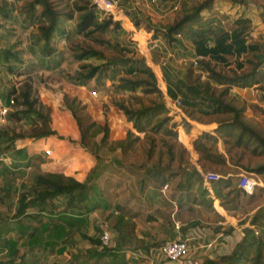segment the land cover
I'll return each mask as SVG.
<instances>
[{
	"label": "crops",
	"instance_id": "obj_1",
	"mask_svg": "<svg viewBox=\"0 0 264 264\" xmlns=\"http://www.w3.org/2000/svg\"><path fill=\"white\" fill-rule=\"evenodd\" d=\"M146 1L149 0H144V4L149 5L150 2ZM6 3L10 6L6 10L3 9L4 5H0V16L18 21L29 35L22 41L21 51L14 50L10 44L7 47L3 45L0 48V64L15 63L24 69L35 58L36 61L43 62L57 60L55 58L58 56L55 54L65 50V39H61L58 45L56 43L53 54H46L44 41L39 37V43L33 41L31 33L35 26L25 18L21 9L19 11L15 8L17 3ZM217 3L214 2L212 9L203 10L201 19L197 22L187 24L179 31L181 38L175 34V41L172 42L165 38V26L150 25V29L137 26L140 33L143 31L147 35V43L152 36L161 43L153 50H149L147 45L143 47L142 50H146V63L154 72L166 102L180 96L185 110L196 101L204 109L210 110L212 106L205 104L210 102L196 99L209 78L208 72L203 71L199 63L195 65V61L207 60L216 65L217 69L238 70L247 68V61L252 59L258 62L257 71L263 76L258 84L259 88L234 86L230 88V94L241 101L264 108V10L258 16L252 13L257 10L251 6L247 12L238 8L227 11L228 6L224 4L220 9L224 17L220 18L214 11ZM166 5V11L170 13L169 22L173 23L179 17L170 9V3ZM125 7L126 10H136L139 23L143 18L149 17L150 13L146 14L141 6L129 8L126 4ZM159 9L165 11L162 7ZM1 10H10L12 17L10 14L3 16ZM185 12L187 13L184 11L182 15ZM167 15L168 13L163 16ZM131 17V14L124 17L125 24H128ZM2 29L4 27L0 28V33ZM163 60L167 61L166 66L162 65ZM14 73L18 74L11 71L9 77L13 79ZM90 81L83 84L81 81H69L70 85L55 92L41 88L37 98L52 108V127L57 134L34 137L31 131L23 138L10 141L11 145L7 144L8 150H0V198L6 199L14 195L18 200V203L15 201L18 216L10 219L15 223L9 225V229L1 230L0 236V248L8 249V254L13 257L8 261L9 264H49L59 261L64 264H178L167 260L160 248L164 241L177 238H190L192 250L184 264H204L231 253L243 237L240 241L231 243V251L222 247L224 237L230 233L241 235L246 228H250L252 218L262 204L249 210L245 220L238 218V212L235 214L231 206L234 196L232 185L235 182L230 181V178L236 175V169L229 170L226 174L231 173L230 176H223L214 183V193L210 194L201 177L200 154L193 143L203 131L214 133L216 127L226 122H201L193 120L186 112L184 120L190 123V128L183 125L179 127V140L192 156L191 160L200 175V186L213 199V205H210L201 200L196 181L192 182L191 177H186L190 172V164H183L185 177L176 183L177 176H173L175 173L167 171L170 165L165 166L163 163L161 170L151 166L144 168L142 163L133 160L137 155L134 148L127 151L122 148L111 150V143L125 139L132 124L127 122L121 110L118 109L117 116V111L111 115L106 111L107 107L101 97L103 92L92 88L93 83L90 84ZM3 88L4 85L0 83V95L8 99L11 93H6ZM74 102L80 103L85 114L93 121L98 119L102 123V120L107 119L110 135L105 140L107 144L103 159L97 157L98 154L102 155L97 152V145L101 144L103 138L83 135L79 115H75L71 109ZM202 116L207 117L204 114ZM12 119L14 118L9 116L6 124L11 123ZM28 119L33 122L32 116ZM181 129L189 138L190 144L182 139ZM142 140L143 137L137 142ZM218 150L227 156L221 139ZM229 167L232 168L230 165ZM172 173V178H165V175L169 177ZM52 175H57L56 179L68 185L69 190L50 194ZM145 179L148 181L143 184ZM76 182L81 185L78 186ZM166 184L169 185L167 189L164 188ZM237 184L239 185V178ZM12 187L23 193L19 192L17 195L10 192ZM216 199L222 210L217 208ZM21 208H24L23 212H20ZM197 208H201L204 217L193 223V215H198L199 212ZM238 208L241 209V206ZM5 213L0 211V215ZM0 220L2 221L1 217ZM211 228L213 230L209 231ZM106 230L110 233L109 244L98 245V242L93 241L100 240L101 233ZM194 234L196 238L191 237ZM220 238V242L209 241Z\"/></svg>",
	"mask_w": 264,
	"mask_h": 264
},
{
	"label": "trees",
	"instance_id": "obj_2",
	"mask_svg": "<svg viewBox=\"0 0 264 264\" xmlns=\"http://www.w3.org/2000/svg\"><path fill=\"white\" fill-rule=\"evenodd\" d=\"M18 1L20 2L21 13H23L25 18L35 26L39 38L44 41V51L46 54H53L56 51L57 38L65 37V39H67V37H71L72 33H69L71 29L67 26L69 21L75 19L76 14L78 16V21L75 34L77 35H83L97 40L96 33L103 34L111 27H118V22H115L111 17L100 19L95 6L88 1L81 3L77 1L74 4H71L68 0ZM215 1L216 0H205L196 7L193 12L186 13L182 18H178L170 25H167L164 33L165 38L169 42L175 41L174 35L183 30L187 24L197 22L201 19V12L205 9H212ZM7 7V5H4L3 9L7 10ZM1 11L3 16L10 14V17H12L10 10L7 12H3L4 10ZM132 21L137 26L140 25L138 19L133 17ZM3 27L4 25H0V28ZM72 50L74 52V57L80 62L87 61L89 58H96L104 62V65L92 63L81 65L75 74V81L87 82L94 78L99 81L104 80L103 78H108V81H114L116 74L118 71L122 70L121 68L123 67L126 72L125 75L120 77L119 81L124 91L131 92L141 89L142 92L147 95L156 93V99H151L150 104L141 101L139 107L127 106L123 102L116 103L119 110H121L122 114L127 118V122L132 124V127L128 130L125 139L111 143V150L115 148H122L123 151L133 149L135 143L143 137L145 140L147 138L149 140L148 142L152 145V147L146 150L149 155L148 158H152L156 153L158 145L156 137H153L150 132L154 134L163 132L174 138L177 136V132L174 128L178 126V123L176 121L173 125H170L174 117L169 114L164 92L160 88L151 67L146 63L145 58L133 59L132 57H127L124 59L119 56H114V59L107 61L104 50L92 45L83 46L76 44L73 46ZM255 56L260 58L259 55ZM247 62L249 63V68H239L238 70L229 68L224 70L217 69V66L213 65L212 62L199 60V67L203 71L208 72L209 81L205 83L196 99L199 101H208L210 104H205L212 107H210V110H206L204 106L202 107V105L196 101L188 106L189 108L185 110V112H187L188 116L193 120L201 122H203L202 114H204V116H223V119L218 121L226 122L216 127L213 130L214 133L204 131L194 140V147L200 154V163L202 166L206 168L207 164L216 165L221 171L228 173L230 172L229 164H231L264 176V163L256 167H248L242 163V156L246 150H251L255 155H264V135L256 131L251 124L243 119V111L246 108L243 104L245 103L247 105L248 102L243 100L242 102L244 103L241 106L234 105L235 103L232 101L235 100L240 103L241 100L230 94V88L232 86L251 87L261 83L263 76L257 71L258 62L252 59H249ZM63 101L66 102L65 97H63ZM18 104L22 105L23 109L17 112L12 111L9 116L15 117L16 120L20 121L25 117L32 116V126L34 128L32 136L38 137L57 134L56 130L52 127V108L40 102L38 98L35 97L32 85L29 83L25 84L20 90ZM80 107L81 105H78L76 102L72 104L71 109L75 115H78L81 110ZM255 107L259 108L260 106L256 105ZM78 117L81 122L80 127L83 135H94L92 129L95 127V133L104 130L103 140L107 141L110 135V127L106 118L103 124L96 120L92 123L85 124V121H87L89 117L87 115ZM182 121L183 122L179 123V125L184 124L186 128H190V123L187 120ZM39 122H41V124ZM142 134L144 135L142 136ZM15 138L17 137H13V140ZM220 139H222L225 144L227 156L218 150ZM164 140L163 144L167 146L168 150L166 153L163 150L157 152L158 161L155 164L157 169H162V164L165 160H163L164 154H167L166 159L169 160V163L178 161L180 167H183V164L189 163L184 160L187 151L184 146L176 149V144L174 142L168 143L167 139ZM169 163L168 165H170ZM50 177L53 178H51L52 190L49 191L50 194H59L65 190H69L68 185L62 184L59 179H56L57 175H52ZM75 184H78V186L81 185L79 182ZM240 191L245 193L242 189H240ZM23 210L24 208H21L20 212H23ZM260 214L264 217V207L259 208L252 218V224L257 227L262 226L260 228V235L252 236L251 238H243L242 241L235 245L231 253L223 255L216 260H209L204 264H264V218L260 220ZM246 233L250 235L252 230L246 228ZM93 241L101 245L99 239ZM4 250L7 251L4 257L8 256V249H4L3 247L0 248V251ZM6 262L5 264H9L8 261ZM0 264H2V261Z\"/></svg>",
	"mask_w": 264,
	"mask_h": 264
},
{
	"label": "rangeland",
	"instance_id": "obj_3",
	"mask_svg": "<svg viewBox=\"0 0 264 264\" xmlns=\"http://www.w3.org/2000/svg\"><path fill=\"white\" fill-rule=\"evenodd\" d=\"M55 1H59V0H55ZM70 3H73L72 1L68 0ZM79 1L78 3L84 2V1H88L93 5L92 0H77ZM124 2V4L128 5L129 7H138L141 6V8H143L146 12V14H149V17H151V19L148 18H143L140 23V27L142 26L143 28H148L150 29L153 25H157L160 27H167V25H170L171 22H169V12L166 11L168 8V5L164 4V6H162L163 4H159V5H155L154 3H149V1H146V3H149V5L144 4V0H122ZM205 0H181V7L177 12H174L175 14H177V16L179 18H182L184 14V11H187V13H191L193 12L196 7H198L200 4H202ZM67 2V1H66ZM217 3V8L214 9L215 14L218 15L220 18L224 17L223 14L220 13V9H222L223 5L226 4L228 6V8L226 9L227 11H233L235 9H244V12L250 11V6L253 7L254 9H256L257 11H252V13H254L255 15L260 16L262 14V11L264 10V0H216ZM16 7L18 8L20 11V2L18 0H16ZM75 3V2H74ZM73 3V4H74ZM0 5H8V3H6V1L4 0H0ZM135 5V6H134ZM159 7H162L165 9V11H161L159 9ZM237 9V10H238ZM136 10H131V12H129L131 14V19H128V24H125V19L120 20L118 24V27L116 28H110L106 33H96V39L93 38H88L85 37L83 35H77L75 34V29L77 28V21H78V16H75V19L71 20L68 22V26L71 31L69 33H72L71 37L67 39H65V37H63L65 39V50L64 51H60L59 50V46L57 47L58 51L55 54V56H58L57 60H55L54 62H43L41 60H37L32 59L33 63L26 65V67L24 69H21L18 65L14 64H4L1 63V68H0V83L2 85H4V90L6 93H11V95L13 94L14 90L16 89V86H18L19 90L22 89V87L29 83L30 85H32V89H33V93L35 95V97H37V95H39V90L41 88H46L47 90L52 91H56L57 89H64L65 86L70 85L68 84L69 81H73L75 82V74L77 72V70L81 67V65L85 64V63H92V64H100V65H104V62L102 60L96 59V58H89V60L84 61V62H80L78 61L75 57H74V52L72 50L73 46H75L76 44H80L83 46H88V45H92L96 48H100L103 49L105 52V56L108 60H112L114 59V56H119L120 58H127V57H132L133 59H142L145 58V52L146 50H142L144 46H146V34L145 32H141L139 31V26L137 27V25L132 21V18H139V14H137V12H135ZM167 16H163L164 14H167ZM182 16H181V15ZM186 14V12H185ZM227 15V14H225ZM162 16V17H160ZM108 18V17H107ZM112 18V17H111ZM126 18V17H125ZM113 19V18H112ZM114 20V19H113ZM131 20V22H130ZM116 21V20H114ZM174 22V21H173ZM0 25H5L4 29H2L1 33H0V48L3 47V45H9L10 47H14V50L16 51H21V43L22 41L25 39V36L29 35L28 31H26V28L24 26H22L18 21L16 20H8L2 16H0ZM152 25V26H150ZM36 29V28H35ZM33 30L31 33V37L33 39V41H35V43H39L40 39H38L39 34L37 29ZM68 29V28H67ZM188 31V30H186ZM34 36V37H33ZM36 36V38H35ZM61 37L56 39V43L58 45L59 41L61 39H63ZM139 43L141 46H139ZM20 44V45H19ZM19 45V46H17ZM56 45V46H57ZM262 46L264 49V41L262 42ZM64 47V46H63ZM126 52V53H125ZM128 52V53H127ZM15 62H17L15 60ZM247 68H249V64L247 65ZM9 69H11V71L13 72H18L14 73L15 77L12 79L9 77ZM122 70L118 71V73L116 74V78L114 81H108V78H103L104 80L99 81L98 79H96V81H90L89 83H93L92 88H95L97 90H100V92L102 91L103 93L101 94V97L103 98L104 101V105L105 107H107L106 111H109L110 115L111 114H116L115 111H117V115H119L118 113V109L119 107H117L116 103L118 102H123L125 103L127 106H134V107H139L141 101L145 102V103H149L150 104V100L151 99H156V93L155 94H144L142 92V90L138 89L136 91H124L121 86H120V77L125 75L126 70L123 69V67L121 68ZM157 69V68H156ZM158 70V69H157ZM8 71V73H7ZM80 83H86L85 81H81ZM96 84V85H95ZM4 95V94H3ZM10 95V96H11ZM56 99V97H55ZM69 99V96H68ZM235 104L234 105H242L244 102L240 101H232ZM110 104V106H109ZM78 105H81L80 103H78ZM22 105H17V109H15L14 111L17 112L20 109H23V107H21ZM243 106H246L245 110L243 111V119L245 121H247L249 124H251L253 126V128L258 131L259 133H261L262 135H264V108L262 107H255L253 106V104H243ZM81 108V107H80ZM112 108L114 110H112ZM262 109V110H261ZM59 110H62V107L59 108ZM13 112V113H15ZM85 109H82L79 111L78 115L81 117L86 116L85 115ZM93 115V114H92ZM188 115V114H187ZM207 117H203V120L205 121H215V120H220L223 119V116H219V115H205ZM89 117V116H88ZM228 117V116H227ZM11 118H15V117H11ZM29 117H25L23 118V120H16L12 119L13 121H11V123L6 124L2 130L0 131L3 132V134L0 135V150L3 152L5 150H8V145H11L9 143L14 142L13 137H17V138H21L23 136H27L31 133V131L34 130L33 126H32V121L30 119H28ZM184 120V119H183ZM98 121V119H97ZM177 120H175L173 118V120H171L170 125H173V123H175ZM94 122L91 117L88 118L87 121H85V124L87 123H92ZM102 123L105 122V120L101 121ZM183 121H177L178 126L175 129V131L177 132V136L174 138L172 136L166 135L163 132H160L159 134H154L153 132H150V134L153 137H156L157 139V148H156V153L152 158H148V153L146 152V150H148L150 147H152V145L148 142L149 140L146 138H143V140L141 142H136L134 145L135 148V152H136V157L133 160H136L137 163H142L144 168H148L149 166L151 167H155V163L158 161V156H157V152L160 150L166 151L167 146H164L163 142L165 141L164 139H167L168 143H175V148L178 149L179 147H182L184 144L179 140V130H180V126H184V124L179 125V123H181ZM221 122V121H220ZM218 122V123H220ZM107 124V123H106ZM196 124V123H195ZM220 126V125H219ZM180 127V128H179ZM199 127L201 128L202 126L199 125ZM98 129V127H97ZM203 129H205V127H203ZM96 128L94 127L92 129V132L94 133V136H98L99 139L103 138L104 139V130H102L99 133H95ZM204 132V131H203ZM144 134H142L143 136ZM181 137L183 140L187 141L190 144V140L187 137V135L185 134L184 130L181 129ZM16 140V138H15ZM11 141V142H10ZM221 141L223 142V140L221 139ZM105 140H101V144L97 145V152L101 153L102 155H97V157H100L99 159H103L105 155L104 152V148L106 147L105 144ZM182 143V144H181ZM8 144V145H7ZM99 148H100V152H99ZM187 150V149H186ZM145 151V152H144ZM236 151V150H234ZM185 158L184 160L190 164V172H188V174L186 175V177L189 179L191 177L192 182L196 181L195 184H197V186L199 187L200 190V198L201 200H205L207 201L208 204L213 205V199L210 196H207L208 193L206 190H204L202 188V186H200L201 184L200 182V175L198 173V171L196 170V166L194 164V161H192V156L191 154L186 151L185 153ZM165 156H163V163L165 166H168L169 160L166 159L167 158V154H164ZM242 163L245 164L248 167H256L262 163H264V155L261 154H254L252 153L251 150H246V152L244 153V155L242 156ZM102 164V163H101ZM100 164V165H101ZM170 164V169H167V171H173L174 173H172L169 177H166V179H170L173 176H177V180L176 183L182 181L185 177V171L183 170V167L179 166V162L176 161V163H169ZM135 165V164H133ZM173 165H175V167H173ZM200 165V171H207V170H214L219 172L221 175L223 176H229V174H226L225 171H221L216 165H210L207 164V167L205 168V166H202L201 163H199ZM232 168H230L229 170L233 171V169L238 170L236 173H234V177L230 178V181L235 182L234 185H232V193H234L233 196V200L231 203V206L233 207V210H235V214L236 212H238L239 216L238 218L240 219H244V217H246V213L250 210H252L254 207L261 205V207H264V186H259L256 191L252 194H247V193H243L240 191V189L238 188V184H237V180L239 178V174L243 171L251 173L253 175H257V177L261 178L263 183H264V176L262 175H258L255 172H251L248 171L246 169H243L242 167L239 166H234L229 164ZM137 166V164H136ZM99 167V166H98ZM97 167V169H98ZM100 168V167H99ZM201 174V172H200ZM231 174V173H230ZM202 177V174H201ZM165 179V180H166ZM148 181V179H145L143 184H145ZM220 185V184H219ZM12 187V189H10V192L12 193H17V195L23 192L18 191L17 188ZM17 189V190H16ZM226 191V190H225ZM26 193V192H25ZM252 195V196H250ZM197 199V198H196ZM2 201V202H1ZM18 200L14 197V195H12V197H8L6 199L0 198V211H4L6 212L3 215H0V217L2 218V221L0 220V236L2 234L1 230L4 229H9V225H12V223H15L13 221H11V218H14L16 216H18L17 214V203ZM216 206L218 209L222 210V206L219 202V200L216 199ZM241 206V209H237V207ZM209 207V206H208ZM260 207V208H261ZM198 209V215H193V223H196L199 221L200 218H203V211H201V208H197ZM259 210V209H258ZM257 210V211H258ZM8 213H11L10 215H8ZM256 214V212H255ZM254 214V215H255ZM17 218V217H16ZM264 217L262 214H260L259 219L262 220ZM245 220V219H244ZM243 220V222H244ZM15 221V220H14ZM241 222V223H243ZM262 226H260L258 229L260 230ZM249 229V228H248ZM213 228H211L209 231H212ZM263 230V228H262ZM246 231V230H245ZM211 233V232H210ZM264 233V232H263ZM6 234V232H5ZM230 234H234V233H230ZM251 235L253 233H250ZM212 235V234H210ZM229 235V234H228ZM1 239V238H0ZM211 243H214L215 241H222V239H210L209 240ZM165 242V241H164ZM225 243V242H223ZM223 243H221L223 245ZM220 244V245H221ZM219 245V246H220ZM9 257V260H8ZM11 258V259H10ZM13 259L12 256H10L8 254V256L4 257V260L2 261V264L7 263L6 261H11ZM61 262L59 261V263L53 262V263H49V264H60ZM64 264V263H61Z\"/></svg>",
	"mask_w": 264,
	"mask_h": 264
},
{
	"label": "built area",
	"instance_id": "obj_4",
	"mask_svg": "<svg viewBox=\"0 0 264 264\" xmlns=\"http://www.w3.org/2000/svg\"><path fill=\"white\" fill-rule=\"evenodd\" d=\"M6 1H8L9 3H16V0H6ZM70 1H72L73 3L77 2V0H70ZM92 2L97 10L100 19L112 17L114 20H116L115 22H118V24H120L119 21L123 20L124 17H129L130 16L129 12H131L132 10V9L126 10L125 7L126 5L122 0H92ZM149 2L154 4H163V5L170 3V9L174 12H177L181 7V0H149ZM175 36L181 38L182 35L181 33H177ZM159 44H161L160 40H157V38H153V36L151 40H149L148 43H146L149 50L158 48ZM166 64L167 61L163 60L162 65L166 66ZM197 64H198V59L195 61V65ZM254 86L258 87L259 85L256 84ZM233 87L234 86H232L231 88ZM16 89L17 90H14L13 94L8 99L0 95V131L8 122V117L10 113L18 108L17 105H18V96L20 90L18 86H16ZM166 106L169 110V114L173 116L175 120L182 121L185 118L186 112L182 97L179 96L168 100V102H166ZM47 153L49 154L50 151H47ZM201 172L205 187L207 188L210 194H213L214 193L213 184L220 181L223 178V175L212 170L201 171ZM230 175L231 174H229V176ZM238 186L245 193L253 194L259 186H264V183L261 178L257 177V175L255 176L251 173L243 171L239 174ZM168 187H169L168 184L164 186L165 189H167ZM249 227L252 230L253 233L252 235L251 234L247 235L246 231L244 233L242 232L241 235L237 233L226 235L224 237L225 243H223L222 247L228 251H231L230 245L233 241L238 242L240 241L241 237L251 238L252 236L260 235V230L258 229L259 227H257L254 224L249 225ZM191 237L196 238V235L194 234ZM100 240L102 245L109 244L110 241L109 231L107 230L103 231L100 235ZM160 248L167 260L176 262L178 264H184L185 260L189 257L190 251L192 250V247L190 246V238L189 239L177 238V239L167 240L161 244ZM5 253H7L6 250L0 251V262L4 260Z\"/></svg>",
	"mask_w": 264,
	"mask_h": 264
}]
</instances>
